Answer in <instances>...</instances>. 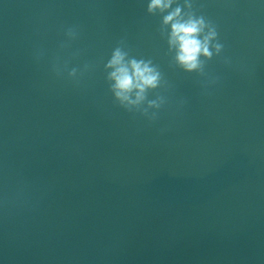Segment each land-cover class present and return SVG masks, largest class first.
Listing matches in <instances>:
<instances>
[{
    "label": "water",
    "instance_id": "1",
    "mask_svg": "<svg viewBox=\"0 0 264 264\" xmlns=\"http://www.w3.org/2000/svg\"><path fill=\"white\" fill-rule=\"evenodd\" d=\"M150 3L0 0V264H264V0ZM176 8L217 33L193 71Z\"/></svg>",
    "mask_w": 264,
    "mask_h": 264
},
{
    "label": "clouds",
    "instance_id": "2",
    "mask_svg": "<svg viewBox=\"0 0 264 264\" xmlns=\"http://www.w3.org/2000/svg\"><path fill=\"white\" fill-rule=\"evenodd\" d=\"M172 0H151L148 11L159 8L162 11L167 9ZM164 23L171 25V43L177 46V61L187 71H193L200 67L199 57L201 55L211 57L209 51V41L217 33L211 30L207 36L200 39V34L204 28V20L201 18L183 20L180 18V9L176 8L173 12L164 17ZM223 47L217 44L219 52ZM109 67H114L111 79L114 80L113 88L117 98L128 100L129 94L137 90V100L143 99V93L148 88H155L159 82V73L143 61L131 60L128 64L124 62V54L117 50ZM134 103V101H133Z\"/></svg>",
    "mask_w": 264,
    "mask_h": 264
}]
</instances>
